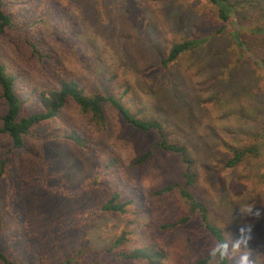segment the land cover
Wrapping results in <instances>:
<instances>
[{
  "label": "rangeland",
  "instance_id": "374dc122",
  "mask_svg": "<svg viewBox=\"0 0 264 264\" xmlns=\"http://www.w3.org/2000/svg\"><path fill=\"white\" fill-rule=\"evenodd\" d=\"M247 1L237 9L239 48L229 31H220L208 0H17L10 4L13 27L0 36V58L19 77L18 96L31 95L24 114L41 108L34 90L74 80L86 95H113L136 119L160 123L168 141L187 149L195 174L190 192L206 205L210 221L233 238L247 229L253 259L264 264V37L253 32L264 24V0ZM184 41L200 45L163 66ZM4 110L0 99V117ZM61 111L64 120L60 114L34 127L23 148L8 156L0 180L1 252L27 264H57L81 251L85 257L76 264H144L107 253L125 229L131 234L122 250L144 247L153 236L165 250L163 264L210 256L215 242L196 218L159 228L178 222L187 208L177 192L147 198L183 184L173 154L136 164L155 133L131 128L107 104L103 130L72 100ZM73 131L88 132L86 146L96 155L62 135ZM9 142L0 136V158ZM254 147L256 154L226 168L232 148ZM109 157L124 171L105 166ZM95 177L98 185L88 188ZM113 189L133 200L126 216L94 211Z\"/></svg>",
  "mask_w": 264,
  "mask_h": 264
},
{
  "label": "trees",
  "instance_id": "16d2710c",
  "mask_svg": "<svg viewBox=\"0 0 264 264\" xmlns=\"http://www.w3.org/2000/svg\"><path fill=\"white\" fill-rule=\"evenodd\" d=\"M14 1L17 0H0V36H2L6 30L13 27L14 10L11 9L10 4ZM208 2L211 4V6H213L216 11L217 19L222 23L220 31H229L231 36L234 37L235 41H237L239 48H242L243 43L239 41L240 33L236 28L238 23L237 9L240 6L244 7V3L248 4L249 2L247 0H208ZM249 5L254 8L257 7L255 6L256 3ZM262 20H264V16H262ZM253 32L264 37V24L256 26ZM199 45L200 42L197 41H184L182 43L175 44L170 49L167 58L162 61V65L166 66L167 64L175 61L180 55L186 53L187 51L193 50ZM31 48L34 49L35 46H32ZM20 85L21 82L19 81V77L10 73L0 58V99L3 101L5 106L4 113L0 117V136L5 135L10 140L5 151V156L0 158V180L3 176L5 167L8 164L9 154L14 150L23 148L24 137L27 136L34 127L53 122L59 118L58 116L60 114V120H64L61 110L68 100H72L79 108L80 112L89 117L91 124L100 130H103L106 126L104 107L107 104L113 107L121 115L124 122L131 128L144 133L153 132L156 134V138L153 141L151 147L142 153L136 160V164L138 166L142 165L159 152L163 154H173L180 158L182 166L181 177L183 184L173 183L167 185L159 190L147 193V198L151 199L155 197H162L177 192L179 198L182 200V203H184L187 210L185 215L175 224H160L159 228L167 229L170 227L173 229L176 226H185L191 221V219L196 218L199 222V225L209 234L215 243L226 237L223 229L210 221L209 211L206 205L199 201L194 196V194L190 192V188L195 182V174L192 168L193 163L187 149L182 145L168 141L164 136L165 133H163L164 130L160 123L151 120L136 119L113 95L104 96L100 93H91L86 95L79 88L78 83L74 80L62 82L58 89H50L49 91H41L39 93H36V90H34V96L38 99L41 108L28 114H24L22 113L23 102L24 100L26 101V99L29 100L31 95L27 94V96L24 97V100L23 98L21 99L17 92L21 89ZM62 135L64 138L72 141L77 146L82 147L83 149L87 148L86 151L88 154L90 153L91 155H96L95 151L90 150L91 148L86 146V144H91L92 142V137L88 134V132H64ZM230 151L231 157L226 161V168L235 167L240 163L244 155L257 153L255 147L248 149L232 148ZM106 165H112V167H115L118 173H120V169L123 170L122 163L115 157L107 158V161L105 162V166ZM101 170L102 169H100V171ZM97 185L98 179L95 177L94 180L88 183L87 187H95ZM132 202L133 200H122V192L118 191L117 189H113L110 197L103 204L95 208L94 211L126 216L129 213V207L131 206ZM1 223L0 215V231L2 229ZM130 234L131 232L123 229L115 238L111 248L107 250V253H111V255L120 259L121 261H138L144 264H163L162 261L165 258V250L157 243H152L154 241L153 236H150L147 239L148 243L144 247L122 250L123 247L127 246ZM83 257H85V254L81 251L71 258H67L57 264H76L77 261ZM210 259L211 257L208 256L206 259H203L196 264H206L208 261H210ZM0 263L27 264L25 262L18 263L12 261L1 251ZM218 264H229V262L224 260L219 261Z\"/></svg>",
  "mask_w": 264,
  "mask_h": 264
},
{
  "label": "clouds",
  "instance_id": "9594fccd",
  "mask_svg": "<svg viewBox=\"0 0 264 264\" xmlns=\"http://www.w3.org/2000/svg\"><path fill=\"white\" fill-rule=\"evenodd\" d=\"M252 207L242 212L250 213ZM249 240L248 230L241 228L239 238H233L232 235H229L217 241L209 252L210 264H218L219 261L224 260H227L229 264H232L233 261H235V264H256L252 251L248 247Z\"/></svg>",
  "mask_w": 264,
  "mask_h": 264
}]
</instances>
